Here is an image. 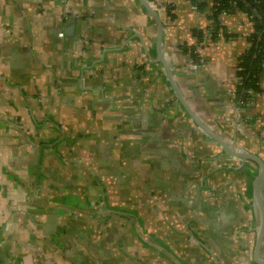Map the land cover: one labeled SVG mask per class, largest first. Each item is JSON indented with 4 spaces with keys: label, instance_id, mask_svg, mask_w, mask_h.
Returning a JSON list of instances; mask_svg holds the SVG:
<instances>
[{
    "label": "crops",
    "instance_id": "1",
    "mask_svg": "<svg viewBox=\"0 0 264 264\" xmlns=\"http://www.w3.org/2000/svg\"><path fill=\"white\" fill-rule=\"evenodd\" d=\"M147 1L172 82L139 0H0V264H259V165L178 97L264 164V72L236 91L253 23L200 42L210 12Z\"/></svg>",
    "mask_w": 264,
    "mask_h": 264
},
{
    "label": "trees",
    "instance_id": "2",
    "mask_svg": "<svg viewBox=\"0 0 264 264\" xmlns=\"http://www.w3.org/2000/svg\"><path fill=\"white\" fill-rule=\"evenodd\" d=\"M197 11H208L211 13L213 23L212 39L216 38L215 30L219 29L218 15L231 9L232 2L237 8L245 13L253 22V32L247 37L250 43L249 48L239 57L237 64V75L240 78L236 85L237 95L240 103L246 105L250 99V92H259V75L264 72V0H187ZM169 10V8H166ZM233 12V11H232ZM198 41L203 33H194ZM225 36V35H224ZM183 53L190 54L193 61L197 59L193 48L185 46ZM249 91V92H248Z\"/></svg>",
    "mask_w": 264,
    "mask_h": 264
},
{
    "label": "water",
    "instance_id": "3",
    "mask_svg": "<svg viewBox=\"0 0 264 264\" xmlns=\"http://www.w3.org/2000/svg\"><path fill=\"white\" fill-rule=\"evenodd\" d=\"M141 4L148 10L152 18L154 19L156 26H157V37H156V48H157V58L158 60L163 64L165 71L167 73L168 78L172 82V79L169 74L168 67L163 60V57L161 55V49H160V44L162 40V23L160 22V19L158 18L156 12L154 9L150 6L147 0H139ZM178 95V93H177ZM179 99L183 103V105L186 107L189 115L191 118L198 124V126L209 136H211L221 147H223L229 154L236 156V157H241V158H250L253 159L257 162L259 165V171L257 174V177L254 181V199L256 202V206L258 209V215H259V222H258V228H257V236H256V241L254 245V258L259 264H264V259L260 257L259 251H260V246L262 244V241L264 239V198H263V192H264V164L263 162L256 156L244 152H238L235 150L232 146H228L223 139L220 137L216 136L212 132H210L207 128H205L196 118L193 116V114L190 112L188 107L185 105L183 102L182 98L178 95Z\"/></svg>",
    "mask_w": 264,
    "mask_h": 264
},
{
    "label": "built area",
    "instance_id": "4",
    "mask_svg": "<svg viewBox=\"0 0 264 264\" xmlns=\"http://www.w3.org/2000/svg\"><path fill=\"white\" fill-rule=\"evenodd\" d=\"M241 12V10L239 9V8H237V5H236V3L235 2H232V6H231V9H229V10H224V11H222L221 13H227V12ZM243 13V12H242ZM245 14V13H244ZM246 15V14H245ZM247 16V15H246ZM248 17V16H247ZM253 23V22H252ZM212 26L211 25H209V27L207 28V29H205V31H203V34H202V36H201V40L203 41V42H205V41H208L209 39H212L211 37H212V35H213V31H212ZM215 35H216V37H219L220 35H222L221 34V32H220V30L218 29V30H215ZM197 68V65H193L192 66V69H196Z\"/></svg>",
    "mask_w": 264,
    "mask_h": 264
},
{
    "label": "rangeland",
    "instance_id": "5",
    "mask_svg": "<svg viewBox=\"0 0 264 264\" xmlns=\"http://www.w3.org/2000/svg\"><path fill=\"white\" fill-rule=\"evenodd\" d=\"M144 35V34H143ZM144 38H145V40H146V43H148L149 44V36L148 35H144ZM152 41H153V37H152ZM151 41V42H152ZM155 43H156V40H155ZM140 229V228H139ZM134 231L137 233V230H136V227H134ZM143 239V238H142ZM158 244H160L161 246H164L162 243H159V242H157Z\"/></svg>",
    "mask_w": 264,
    "mask_h": 264
}]
</instances>
